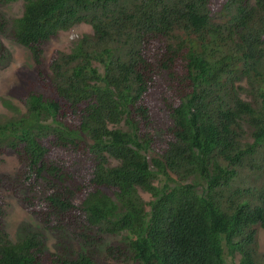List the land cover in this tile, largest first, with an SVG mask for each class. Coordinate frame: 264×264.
<instances>
[{"label":"trees","instance_id":"1","mask_svg":"<svg viewBox=\"0 0 264 264\" xmlns=\"http://www.w3.org/2000/svg\"><path fill=\"white\" fill-rule=\"evenodd\" d=\"M8 27L33 67L0 98V156L19 164L0 174V264H100V247L116 264H264V0H0ZM4 191L66 251L28 226L11 240Z\"/></svg>","mask_w":264,"mask_h":264},{"label":"rangeland","instance_id":"2","mask_svg":"<svg viewBox=\"0 0 264 264\" xmlns=\"http://www.w3.org/2000/svg\"><path fill=\"white\" fill-rule=\"evenodd\" d=\"M5 17L11 22L13 19L18 18L22 14V3L17 2L9 4L1 8ZM9 27L5 30V33H0V42L4 47V64L0 67V98H7L9 90L17 84L16 70L20 68L31 69L33 67V61L29 52L22 46L15 43L9 36ZM85 34H91V29L88 25L81 24L73 27L72 29L64 32H60L56 38L52 39L44 47L43 58L45 64L48 63L51 54L55 50L68 52L73 44ZM9 98V97H8ZM20 108L21 105L12 100ZM0 114L11 116L12 113L3 108L0 102ZM18 161L15 155H2L0 156V174L13 177L18 169ZM4 195V223L7 233L11 240L16 241L22 235V227L28 226L29 230L40 231L43 234L44 248L47 253L60 254L66 251L65 243L61 239L59 240L51 232L45 231L39 226L34 219L28 215L18 205L16 200L8 193L3 192ZM148 200V198H147ZM126 236V235H125ZM125 237L120 236L117 238H106L105 245L112 243L124 242ZM71 248L77 250L76 244L70 242ZM69 250V249H68ZM104 247L98 249L97 259L100 264H116L105 257ZM256 252L259 259L262 261L264 258V231L259 230L256 238ZM226 264H233L238 262V256L231 257L225 250Z\"/></svg>","mask_w":264,"mask_h":264}]
</instances>
